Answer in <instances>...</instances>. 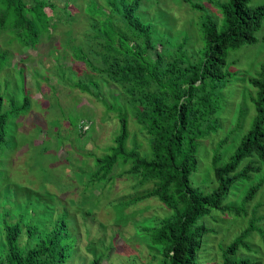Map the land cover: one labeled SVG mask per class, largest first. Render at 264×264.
Returning <instances> with one entry per match:
<instances>
[{
  "label": "trees",
  "instance_id": "1",
  "mask_svg": "<svg viewBox=\"0 0 264 264\" xmlns=\"http://www.w3.org/2000/svg\"><path fill=\"white\" fill-rule=\"evenodd\" d=\"M30 1L0 0V34L6 30L12 34L4 35L7 41L0 47V159L16 148L8 137L10 131L35 108L41 109L27 89L25 67L21 62L12 65L9 49L38 50L44 41L61 35L56 31L60 24L64 32L66 27L87 25L83 43L75 45L70 31L60 41L81 69L64 67L58 54L56 68L48 72L116 115L120 128L113 146L102 157L83 153L95 162L90 180L111 193L118 179H134L139 194L118 202L121 207L156 199L169 212L141 229L155 248L154 261L159 260L149 264H204L202 253L217 242L216 230L205 220L214 219V211L246 212L260 184L250 187L242 207L225 203L232 188L257 176L264 183V53L251 57L250 49L245 64L238 58L244 57L238 54L242 49L264 41V3L209 0L208 7L205 0H182L201 12L199 47L193 43L195 37L183 31L172 34L176 20L170 11L157 8L159 20H145L147 0ZM159 4L160 0L148 5ZM168 26L172 27L168 30ZM164 27L165 32L160 30ZM165 47H172V55L165 54ZM239 100L236 123L232 115ZM86 124L82 123L79 135L89 131L84 130ZM230 145L228 160L223 151ZM200 159L210 162L203 186L197 179ZM210 173L214 178L208 179ZM258 211L259 205L249 227L238 231L229 245L220 246L221 260L213 264H260L255 258L259 251L250 242L257 232L264 243ZM69 213V209L62 211L49 230L24 224L23 218L11 222L9 213H3L5 246L0 249V264L75 262L79 227ZM104 257L90 264H102Z\"/></svg>",
  "mask_w": 264,
  "mask_h": 264
},
{
  "label": "rangeland",
  "instance_id": "2",
  "mask_svg": "<svg viewBox=\"0 0 264 264\" xmlns=\"http://www.w3.org/2000/svg\"><path fill=\"white\" fill-rule=\"evenodd\" d=\"M156 1L159 0L146 1L148 9L145 10V14L149 18L145 20L148 21L151 17L159 20L157 8H160L158 11H170L169 13L174 15L176 20L175 24H172V34L176 36L179 31H183L188 36L195 37L193 43L201 47L203 43L201 17H199L201 12L192 9L182 0H160V4L155 5L156 7L148 5L149 2L156 3ZM209 2L205 0L204 3L211 7ZM261 3H264V0H253V5ZM57 4L62 6L60 3ZM65 18L64 15L61 16V20ZM172 26H168L167 29ZM86 27L85 24L78 25L77 28L72 26L69 30L66 27L64 32V25L60 24L56 31L62 36L57 35L52 41H44L38 50L25 49L22 53H18L17 49L15 51L9 49L14 56L12 65L17 66V63L21 62L25 67L27 89L31 92L35 104H39L41 109L35 108L28 117L16 124V129L9 130L8 137L16 148L9 152L8 159H0V249L5 246L1 226L3 213H9L8 219L11 222L16 223L23 218L24 224L49 230L55 224L58 215L69 209V214L75 216L79 227V231L75 233L79 239L77 243L79 253L72 264H90L93 259L104 254L102 264L156 263L159 260L153 259L155 248L147 236L141 235V229L144 225H152L169 212L163 210L161 203L156 199L121 207L118 202L139 194V191L133 188L134 179H118L114 190L110 193L107 188L104 189V186L92 183L91 168L95 167V162L93 165L92 159L83 157V153L102 157L105 151L113 146L120 128L115 113H108L95 98L82 94L77 89H70L61 81V77L48 72L53 67L56 68L55 57L58 54L62 55L59 63L64 64V67H80L81 64L73 62L70 50L66 49L67 45H61L60 41L70 31L72 38L76 39L75 45L83 43ZM167 29L160 28L164 32ZM4 35L12 36L9 30L0 34L1 48L2 43L5 44L7 41ZM161 48L163 47H158V51ZM250 49L251 57L264 53V41L246 51L242 49L238 52L244 56L238 57L241 60L240 64L250 61L247 54ZM172 52V47H165L167 56L172 55ZM36 71L37 77L34 76ZM38 81L40 83H37ZM249 104L251 107V102ZM236 105L237 107L240 105V100ZM239 119L238 107L234 110L232 121L237 123ZM83 122H87L86 125L90 129L81 136L79 134ZM231 148L230 145L223 151L224 157L228 160L232 154ZM206 152L203 149L202 155ZM199 163L201 174L197 179L203 186L207 181L205 170L210 162L200 159ZM210 175L208 179L214 178L213 173ZM261 178L262 176H257L253 181H240L232 188L225 200L227 205L242 207L250 187L260 184L254 200L246 204V212L234 215L237 212L227 211V214H220L219 211H214V219L217 218L219 221L205 220L208 227L216 230L213 237L217 242L213 249L208 247L202 253L201 261L204 264H213L221 260L220 246L229 245L238 235V231L249 227L253 211L258 205L259 211L256 216L263 218L258 226L264 228V183L259 182ZM146 189L147 187L141 190V193ZM250 242L253 248L259 251L255 255L257 262L264 264V243L261 235L256 232Z\"/></svg>",
  "mask_w": 264,
  "mask_h": 264
},
{
  "label": "built area",
  "instance_id": "3",
  "mask_svg": "<svg viewBox=\"0 0 264 264\" xmlns=\"http://www.w3.org/2000/svg\"><path fill=\"white\" fill-rule=\"evenodd\" d=\"M90 127H88V125L85 126L84 130L87 131L89 130Z\"/></svg>",
  "mask_w": 264,
  "mask_h": 264
},
{
  "label": "clouds",
  "instance_id": "4",
  "mask_svg": "<svg viewBox=\"0 0 264 264\" xmlns=\"http://www.w3.org/2000/svg\"><path fill=\"white\" fill-rule=\"evenodd\" d=\"M90 129V128H89Z\"/></svg>",
  "mask_w": 264,
  "mask_h": 264
}]
</instances>
